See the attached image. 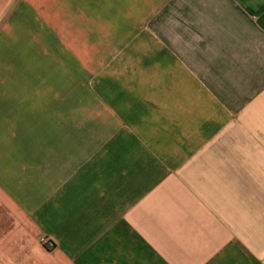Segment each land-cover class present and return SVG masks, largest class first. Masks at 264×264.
Wrapping results in <instances>:
<instances>
[{
    "label": "crops",
    "instance_id": "obj_1",
    "mask_svg": "<svg viewBox=\"0 0 264 264\" xmlns=\"http://www.w3.org/2000/svg\"><path fill=\"white\" fill-rule=\"evenodd\" d=\"M24 10L32 63L94 75L57 118L48 66L0 80V264H264V0H0V26Z\"/></svg>",
    "mask_w": 264,
    "mask_h": 264
},
{
    "label": "rangeland",
    "instance_id": "obj_2",
    "mask_svg": "<svg viewBox=\"0 0 264 264\" xmlns=\"http://www.w3.org/2000/svg\"><path fill=\"white\" fill-rule=\"evenodd\" d=\"M28 14L29 10H24L23 13L19 11L17 15L10 16L6 25L0 26V66H3L5 68L4 72L0 73V80L1 82L5 81L6 83L7 88H5L4 90L8 94L6 96L8 98H13L15 96L16 90L14 88L16 87V76L17 78H19V80H26L29 82L31 75V73L29 72H13L16 66H19V68H21L20 66L35 64L38 66L39 70L42 66H44V68L48 66V68L51 70L50 72H42V70H40V72L36 74L39 77L40 102L49 101V104H39L38 115L39 118H42L45 113L49 112L54 113L55 118H57L58 115L62 113L63 106L61 104L62 100L60 99V97L63 96L64 90L57 88H54L52 90L51 86L53 87L54 85H56V87H58V84L62 85L63 81L66 80V78H69V84L71 85V87L66 91L70 92L72 97L79 96V92L81 91L79 88L84 84L83 81L87 80V84H89L88 81L93 80L94 58H87V61L89 62L86 67L87 70H89L87 71V73H84L82 69L79 71L72 64L69 67V62L66 59L64 60L65 63H63V57L58 56L57 50L53 49L54 47L52 44L54 43L39 40L37 50L40 55L37 58H34L32 63V58L30 56L32 44L31 37L33 36L37 38L40 36V34L36 32V28L31 24V17ZM48 53H50L51 56H48ZM61 65H64L69 69L71 68V71H69V73H63L60 69ZM52 68H54L53 71ZM25 77L26 79H24ZM51 94L55 96L54 99L50 98ZM93 95L94 94L92 89L82 90V96L92 97ZM2 107L3 106H1V108ZM6 108L8 109V111L17 110L18 112H25L27 110L29 111L30 105L23 104L15 106L8 103L6 105ZM72 112L73 111H71V113ZM38 123L40 128L47 127V121L45 120L39 121ZM55 123L61 124L62 122L56 121ZM256 171L257 173H260L259 170Z\"/></svg>",
    "mask_w": 264,
    "mask_h": 264
},
{
    "label": "built area",
    "instance_id": "obj_3",
    "mask_svg": "<svg viewBox=\"0 0 264 264\" xmlns=\"http://www.w3.org/2000/svg\"><path fill=\"white\" fill-rule=\"evenodd\" d=\"M42 242L45 243L46 245L50 244L49 240H47V239H42Z\"/></svg>",
    "mask_w": 264,
    "mask_h": 264
}]
</instances>
